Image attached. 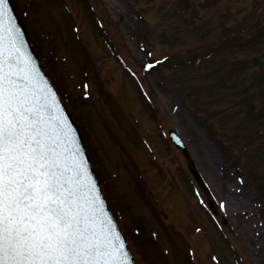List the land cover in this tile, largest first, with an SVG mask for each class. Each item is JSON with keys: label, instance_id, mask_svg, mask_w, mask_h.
<instances>
[{"label": "rangeland", "instance_id": "rangeland-1", "mask_svg": "<svg viewBox=\"0 0 264 264\" xmlns=\"http://www.w3.org/2000/svg\"><path fill=\"white\" fill-rule=\"evenodd\" d=\"M99 1V33L80 0H35L25 17L33 39L47 48V59L55 52L56 70L47 64L46 71L76 100L71 112L85 125L96 171L123 230L145 220L162 264H217L214 256L218 264H264V219L245 175L236 172L213 136L234 133L237 125L250 134L264 129V0ZM240 23L239 42L254 49L210 57L182 85L167 69L144 67L150 56L216 44L222 30H240ZM188 86L214 87L215 95L229 98L220 105L235 106L229 111L238 119H206L187 103L197 93L177 91ZM251 96L258 98L255 106H248ZM249 108L260 111L252 125L246 114L240 117ZM170 128L183 137L191 159L168 139ZM127 237L140 264H149Z\"/></svg>", "mask_w": 264, "mask_h": 264}, {"label": "snow or ice", "instance_id": "snow-or-ice-1", "mask_svg": "<svg viewBox=\"0 0 264 264\" xmlns=\"http://www.w3.org/2000/svg\"><path fill=\"white\" fill-rule=\"evenodd\" d=\"M25 32L0 0V264H140Z\"/></svg>", "mask_w": 264, "mask_h": 264}, {"label": "trees", "instance_id": "trees-1", "mask_svg": "<svg viewBox=\"0 0 264 264\" xmlns=\"http://www.w3.org/2000/svg\"><path fill=\"white\" fill-rule=\"evenodd\" d=\"M31 3L32 1H27V3L22 6V9L20 8L21 13L26 11L28 4ZM232 30L221 33L219 35L220 41L211 46L206 44L202 47L187 49L184 52L174 51L168 53L163 60H160L158 64H156L157 68L159 70L168 68L171 71L172 78H174L179 85H182L183 78H192L193 76L189 73L193 72L195 69L197 70L208 58L223 54H243V51L246 52L254 49L250 43L239 42L238 38L242 35V28L240 30L232 28ZM38 48L40 50L39 46ZM234 68L235 67H232V70ZM188 88L191 89L193 87L188 86ZM210 90L211 89H209V92H211ZM251 99L252 101H249L248 106L254 105V96H251ZM223 101L229 102V98L225 99L223 96H220L212 102H204L203 104L201 103V105H196L201 106L206 111L211 112L214 110L211 114L214 116L219 115L221 120L224 121L232 118L228 116L229 114H231V116L235 115L234 110L229 111L235 108V106L222 107L220 103ZM217 106L219 109L216 108ZM245 114L247 115V125H252L253 123H250L251 119L252 121L258 119L260 112L259 110L253 111L249 108V111L245 110L241 114L242 118ZM235 129L234 133L227 134L226 139L229 142L227 151L232 153L235 149L239 152L237 155H233V162H236L235 166L238 170L247 174L249 187L252 189L258 203L261 205L262 217L264 218V129L251 134L249 133V129H242L239 125H237ZM229 139L233 140L229 141ZM241 157H244V160L240 162Z\"/></svg>", "mask_w": 264, "mask_h": 264}, {"label": "water", "instance_id": "water-1", "mask_svg": "<svg viewBox=\"0 0 264 264\" xmlns=\"http://www.w3.org/2000/svg\"><path fill=\"white\" fill-rule=\"evenodd\" d=\"M9 3H10V5L12 6L10 0H9ZM12 7H13V6H12ZM13 11H14V9H13ZM14 13H15V11H14ZM15 14H16V13H15ZM16 16H17V15H16ZM17 19H18V18H17ZM18 22L20 23L19 20H18ZM20 24H21V23H20ZM21 26L23 27L22 24H21ZM23 28H24V27H23ZM25 36H26V39H27V41H28V47H29V49L31 50L33 56L37 59L38 63L40 64V62H39V60H38V57L36 56L35 52L33 51L32 47H31V43H30V41H29V39H28V37H27L26 32H25ZM42 71H43V70H42ZM49 81H50V80H49ZM50 83H51V82H50ZM73 122H74V121H73ZM74 126H75V127L77 128V130H78V127H77V125H76L75 122H74ZM78 132H79V130H78ZM79 134H80V132H79ZM170 135H171L172 140H173L177 145H179V146L182 147L185 151H187V149H186V147H185L183 141L181 140L180 136H179L174 130H171V131H170ZM80 136H81V135H80ZM81 141H82V144H83L82 137H81ZM196 175H197V178L200 179L199 174L196 173Z\"/></svg>", "mask_w": 264, "mask_h": 264}, {"label": "bare ground", "instance_id": "bare-ground-1", "mask_svg": "<svg viewBox=\"0 0 264 264\" xmlns=\"http://www.w3.org/2000/svg\"><path fill=\"white\" fill-rule=\"evenodd\" d=\"M263 261V263H264V260H262Z\"/></svg>", "mask_w": 264, "mask_h": 264}, {"label": "flooded vegetation", "instance_id": "flooded-vegetation-1", "mask_svg": "<svg viewBox=\"0 0 264 264\" xmlns=\"http://www.w3.org/2000/svg\"><path fill=\"white\" fill-rule=\"evenodd\" d=\"M261 2H262V0H261Z\"/></svg>", "mask_w": 264, "mask_h": 264}]
</instances>
